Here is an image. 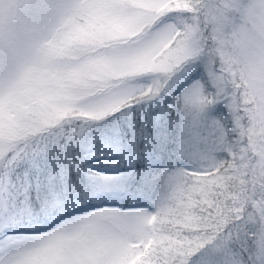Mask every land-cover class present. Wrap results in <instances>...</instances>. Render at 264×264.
Instances as JSON below:
<instances>
[{
    "label": "snow or ice",
    "instance_id": "snow-or-ice-1",
    "mask_svg": "<svg viewBox=\"0 0 264 264\" xmlns=\"http://www.w3.org/2000/svg\"><path fill=\"white\" fill-rule=\"evenodd\" d=\"M0 264H264V0H0Z\"/></svg>",
    "mask_w": 264,
    "mask_h": 264
}]
</instances>
